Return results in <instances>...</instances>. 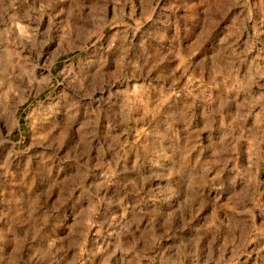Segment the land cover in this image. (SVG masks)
Masks as SVG:
<instances>
[{
    "label": "rangeland",
    "instance_id": "1",
    "mask_svg": "<svg viewBox=\"0 0 264 264\" xmlns=\"http://www.w3.org/2000/svg\"><path fill=\"white\" fill-rule=\"evenodd\" d=\"M0 264H264V0H0Z\"/></svg>",
    "mask_w": 264,
    "mask_h": 264
}]
</instances>
